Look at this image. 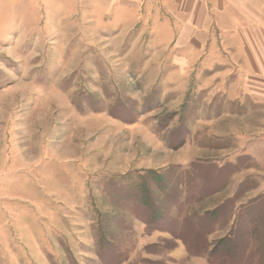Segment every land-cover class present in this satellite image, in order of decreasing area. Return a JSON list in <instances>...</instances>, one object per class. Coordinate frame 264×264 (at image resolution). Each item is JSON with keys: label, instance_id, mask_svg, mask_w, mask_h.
<instances>
[{"label": "rangeland", "instance_id": "obj_1", "mask_svg": "<svg viewBox=\"0 0 264 264\" xmlns=\"http://www.w3.org/2000/svg\"><path fill=\"white\" fill-rule=\"evenodd\" d=\"M165 5L0 0V264H264V105L229 18L194 49Z\"/></svg>", "mask_w": 264, "mask_h": 264}, {"label": "crops", "instance_id": "obj_2", "mask_svg": "<svg viewBox=\"0 0 264 264\" xmlns=\"http://www.w3.org/2000/svg\"><path fill=\"white\" fill-rule=\"evenodd\" d=\"M164 1L167 11H169L170 13L176 12L179 15H184L186 17V31L185 34L182 35V40L184 44L188 46L190 45L194 49H199V46L202 43V41L198 38V35L206 31L205 21L209 13H221L229 18L230 23L227 25H223L220 28H222L221 30L226 34L227 38H234L235 44L239 45L241 54L243 56L242 61L248 68V82L245 84L247 88L250 89L252 96L259 99H256L258 100L257 102H261L264 105V20L259 21L258 19H255V17L249 18L247 15H243L244 12H247L249 10L252 12H256L259 9L256 6V4L258 5V0ZM229 41L230 40L226 39L225 43H228ZM182 59L183 58H178L179 61H182ZM257 104L258 103H255L254 106L257 107ZM257 112L261 111H256V114ZM253 114L255 113L250 112V120L251 122L256 124L257 121L253 120L252 117ZM249 129H251V131L249 132L251 136L249 139L250 156L254 157L258 156V154H263L264 135H253L255 129H258L256 127H252ZM241 130L244 133H248L246 129ZM222 137H224V135H221L219 133V138ZM254 144H259L258 149L260 150V152H258L259 150L255 151L254 149H252V146ZM178 248V251H185L184 246L180 243L178 244Z\"/></svg>", "mask_w": 264, "mask_h": 264}, {"label": "trees", "instance_id": "obj_3", "mask_svg": "<svg viewBox=\"0 0 264 264\" xmlns=\"http://www.w3.org/2000/svg\"><path fill=\"white\" fill-rule=\"evenodd\" d=\"M206 169H204L206 172L205 173H207V174H209L208 173V168H210V167H205ZM220 172V171H219ZM219 172H216V174H217V178H216V181H218L217 183H218V185H217V188H214V190H219L218 188H220L221 187V185L224 183V180H225V178H223V180L221 181H219V177H218V173ZM221 173V172H220ZM169 177H170V175H168ZM159 177H156V179H154L155 180V185H157V188L158 189H161V190H163L164 188H166L165 187V185L163 186L162 184H161V181H160V179H158ZM171 178V177H170ZM213 181L214 180V178L213 179H210V181ZM215 181V180H214ZM139 188L141 189V192H142V195H141V205H143V206H145V207H147V208H149V207H152L153 206V204H154V202H153V200H152V197H151V195H150V190H149V188L145 185V184H142V185H140L139 186ZM138 189V188H137ZM236 195H237V193H236ZM159 209V208H158ZM163 211H165L164 210V208H163V210L160 208L159 209V211L158 212H162L163 213ZM157 216H159V214H156V212H155V210H153V218L154 219H156L157 218Z\"/></svg>", "mask_w": 264, "mask_h": 264}]
</instances>
